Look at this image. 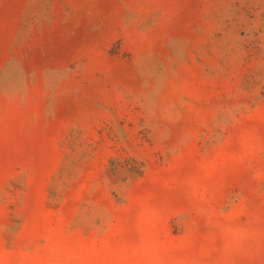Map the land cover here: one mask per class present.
I'll list each match as a JSON object with an SVG mask.
<instances>
[{
	"label": "rangeland",
	"instance_id": "1",
	"mask_svg": "<svg viewBox=\"0 0 264 264\" xmlns=\"http://www.w3.org/2000/svg\"><path fill=\"white\" fill-rule=\"evenodd\" d=\"M0 264H264V0H0Z\"/></svg>",
	"mask_w": 264,
	"mask_h": 264
}]
</instances>
